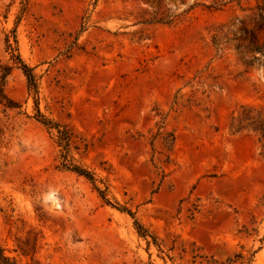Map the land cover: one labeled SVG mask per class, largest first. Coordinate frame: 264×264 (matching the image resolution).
I'll return each mask as SVG.
<instances>
[{
    "label": "rangeland",
    "instance_id": "obj_1",
    "mask_svg": "<svg viewBox=\"0 0 264 264\" xmlns=\"http://www.w3.org/2000/svg\"><path fill=\"white\" fill-rule=\"evenodd\" d=\"M261 3L0 0L3 254L264 264Z\"/></svg>",
    "mask_w": 264,
    "mask_h": 264
},
{
    "label": "trees",
    "instance_id": "obj_2",
    "mask_svg": "<svg viewBox=\"0 0 264 264\" xmlns=\"http://www.w3.org/2000/svg\"><path fill=\"white\" fill-rule=\"evenodd\" d=\"M262 1H263V3L256 6V12H254L248 18L250 20V22H252L254 24V29H256V30L264 29V0H262ZM249 32L251 33V31L247 30L246 28H242V33H249ZM214 39L215 40L217 39L216 36L214 37ZM254 47H255L254 49H257L256 48L257 46H254ZM17 59H19V58H17ZM19 61H20V59H19ZM23 67H24L25 71L29 70V68L25 64H23ZM7 69H9V68L7 67ZM29 78L31 80L30 75H29ZM76 169L79 173H83V174L85 173L84 170H81L79 168H76ZM0 264H21V263L18 262L14 258H10L8 256H5L3 254V250L0 248Z\"/></svg>",
    "mask_w": 264,
    "mask_h": 264
},
{
    "label": "clouds",
    "instance_id": "obj_3",
    "mask_svg": "<svg viewBox=\"0 0 264 264\" xmlns=\"http://www.w3.org/2000/svg\"><path fill=\"white\" fill-rule=\"evenodd\" d=\"M165 2L169 9V14L176 15L186 11L193 0H176L175 3L170 2V0H165Z\"/></svg>",
    "mask_w": 264,
    "mask_h": 264
}]
</instances>
